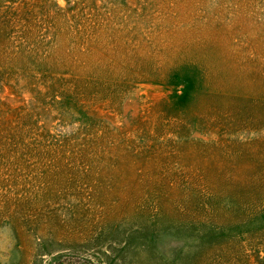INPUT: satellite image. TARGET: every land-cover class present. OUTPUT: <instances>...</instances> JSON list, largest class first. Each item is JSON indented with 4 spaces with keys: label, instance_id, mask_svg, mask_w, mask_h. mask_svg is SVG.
Returning <instances> with one entry per match:
<instances>
[{
    "label": "rangeland",
    "instance_id": "obj_1",
    "mask_svg": "<svg viewBox=\"0 0 264 264\" xmlns=\"http://www.w3.org/2000/svg\"><path fill=\"white\" fill-rule=\"evenodd\" d=\"M0 264H264V0H0Z\"/></svg>",
    "mask_w": 264,
    "mask_h": 264
}]
</instances>
